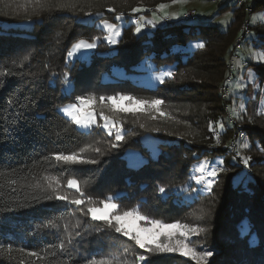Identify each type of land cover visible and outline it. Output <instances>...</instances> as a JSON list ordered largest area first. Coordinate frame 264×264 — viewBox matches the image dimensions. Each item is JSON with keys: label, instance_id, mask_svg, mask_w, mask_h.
<instances>
[{"label": "trees", "instance_id": "1", "mask_svg": "<svg viewBox=\"0 0 264 264\" xmlns=\"http://www.w3.org/2000/svg\"><path fill=\"white\" fill-rule=\"evenodd\" d=\"M166 1L171 0H78L75 9H49L36 7L30 0H0V172L5 173L0 177V244L5 247L11 244L15 257H0V264H88L89 260L99 257L102 248L95 242H88L89 249L83 255L66 247L63 250L55 247L62 241L55 227L70 216L71 209L60 199H43L42 192L31 187L37 182L43 183L45 176L98 179L97 188L110 191L121 210L132 202H147L154 207L148 199L159 194L161 187L165 189L164 195L172 193V187L188 180L189 170L198 159L215 156L221 159L216 178L211 189L202 193L214 194L217 190L219 193L214 209L215 226L207 244L212 256L207 264H264V177L261 174L264 172L261 151L264 129L249 122L245 124V113L241 111L234 119L243 123L239 126L242 133L220 119L228 102L221 98L218 89L227 87L226 56L235 48L231 38L234 40L244 31H237L233 24L235 20L237 24L240 22L236 17L241 11L224 30H217L211 24L177 22L136 33L133 24H127L122 27L116 44L100 50L103 46L98 42L104 41L105 32L96 26L98 20L137 17ZM251 4L248 13L260 7L255 0ZM133 8L140 11L134 12ZM242 17L247 18L246 12L242 11ZM248 27L264 39V26ZM96 37H99L95 40L96 47L88 60L83 61L84 69L89 71L93 65L102 67L98 79L101 85L136 89L142 92L139 99H147L152 93L154 98L164 101L160 109L167 117L164 125L154 117L139 124L116 119L124 136L118 142L115 131L109 135L98 127L90 142L101 149L103 163L101 167L88 164L80 172L74 171L79 172L75 174L69 164L57 163L51 158L53 153H79L88 143L86 131L59 110L70 97L72 87L66 91L56 78L65 82L69 48L82 39L91 43ZM194 40L205 46L178 50V46L186 47ZM257 43L264 44L261 39ZM95 54L97 61L93 59ZM148 58L156 62V67L171 65L173 77L165 76L163 83L151 88L112 71L113 67H121L127 72H138L135 66ZM207 60L214 61L216 68L207 67ZM6 69L10 75L3 74ZM263 69L258 73L261 80ZM210 70L214 76H208ZM205 93L210 102L202 96ZM259 113L264 118V112ZM219 123L223 125L220 131ZM145 134L158 139L155 155L141 143ZM217 136H225L224 143L236 141L238 155L221 141L214 145ZM245 144L248 146L244 147ZM129 149L142 155L141 163H128ZM244 157H251L247 165ZM12 180L17 183L11 184ZM174 201L172 196L168 200L172 205ZM97 231L105 243L118 242L117 233L104 226ZM30 251L39 252L44 259L29 257ZM147 264L192 263L187 258L170 255Z\"/></svg>", "mask_w": 264, "mask_h": 264}, {"label": "rangeland", "instance_id": "2", "mask_svg": "<svg viewBox=\"0 0 264 264\" xmlns=\"http://www.w3.org/2000/svg\"><path fill=\"white\" fill-rule=\"evenodd\" d=\"M252 1L254 0H183V3L178 4H172L171 1H166L160 3L168 6L163 11H161L156 6L151 11H148V13L140 14L137 17L131 16L127 19L120 18L116 21L101 19L95 24L104 30L105 36L109 35V32L104 28L102 21L107 20L110 23L116 24L119 35H114V39L118 41L122 27L127 24H133L134 29H136L138 23L144 24L145 27H143L140 32H148L153 27L166 26L170 23L177 22H183L186 24H211L215 26L217 30H224L232 24V22L235 20L234 17L236 14L241 11L240 16L236 17L240 20V22L237 24L235 20L233 24L235 27H237V31L242 28H244V31L243 33H239L237 36H235L234 40L233 37L231 38L235 48L231 55L228 54L226 56L227 76L225 85L227 87L218 89V92L221 94V98L228 102V106L226 108L227 110L224 111V117H221L220 119H222L223 123L226 125H233L236 131L242 133V128L239 126L243 123H237L235 121L234 118L236 115L233 114L234 112L237 113L238 111H241L245 113V124L249 122L256 127L261 126L264 129V118L259 113L261 111L264 112V79L261 80V78L258 76L259 71L264 68V60L256 58V54L264 53V44L261 45L257 43L260 39L262 42H264V39L258 37L259 34H257L255 31L248 29V25L255 26L257 24H261L264 26V0H255L260 7H256L251 13H248L247 10L252 8ZM242 11H244V14L246 12V19L242 17ZM165 13H168L169 15L167 18L161 19V16H164ZM149 21H152V23L149 24ZM238 37H241L239 38V41ZM104 41L106 43H104ZM104 41L98 42L99 46H103V49L100 50L108 49L111 45L116 44L109 43V41L105 38ZM96 42L97 41H95V43ZM198 44H200V42L198 40H194L189 42L186 47L178 46V50H191L194 49V47H197ZM72 47L69 48V51L72 50ZM92 49L93 48L81 49L76 55L71 57L68 55L69 52L66 53L69 59V69L64 68V70L66 69V73L70 74V79L67 80V83H65L59 77L56 79L58 84H62V86L65 87L66 91L70 90L72 87V91L69 94L70 97L65 100V103L62 106L59 107L60 112L67 118L69 117L61 111V108L73 103L79 104V102L76 100V98L79 96H84L87 98L89 95H94L95 100L92 102L91 106L94 107L96 111V122L88 128L77 125L79 129L86 131L85 136L88 140V143L82 148L87 150L83 153L79 151V153L84 157L85 160H95V165L101 167V163H103L101 160L102 152L97 153L93 151L97 145H94L93 147L90 140L94 138L92 135H95V131L100 129L98 127H101L108 132V129L103 127L105 121L99 115L101 111H103L105 115H113L111 111L112 102L108 101L107 97L123 94L125 96H133L139 99L138 96L141 95L142 92H137L136 89H130L129 87H107L106 85H101L98 79L100 77L101 70H103L102 67L93 65L91 68H89V71L84 69L85 64L83 61L86 62L88 60ZM93 59H96L97 61L98 58L96 54L93 56ZM102 60L103 59L100 60V64L104 63ZM155 63L156 62L153 59L148 58L144 59L135 66V68L139 70L138 72H127L121 67H113L112 71L123 76L124 78H128L129 80L135 82L138 81V83L152 88L161 82L158 77H165L167 76L166 73L171 71V65H159V67H156ZM214 64L215 62H212V60H207L206 62V65L209 68H216V65ZM214 75V72L210 70L208 76ZM238 85L243 86L238 87ZM100 96L105 97L104 102H100ZM202 96L206 101L210 102L208 93H205V95L203 94ZM149 98L154 99L152 93H149L148 98L143 100H151ZM206 101H202V103H206ZM119 105L129 109L136 108L138 110L134 112L129 111L127 113H120L117 120L124 119V121L139 124L145 121H150L152 120L151 118L154 117L158 120L160 125H164L166 120L165 118L167 117L166 112L161 110L162 107H160V110L166 114L164 116H161L159 112H156L149 106L135 105L130 103L128 100L119 101ZM241 105L244 107L241 108ZM116 126L119 127L118 124ZM217 128L218 131L222 129L220 127V123L218 124ZM251 130L252 129L249 128V132H253ZM111 131H116V129L112 128ZM217 137H219V142L221 141L223 143L227 139L225 136ZM228 142H225L224 144L229 145L235 156L238 155L235 150L236 141L233 142L230 140V142ZM141 143L145 145L151 155L156 154L158 144V139L156 137L151 134H145L141 138ZM216 144L217 138L216 141H214V145ZM88 145H91L92 148H87ZM126 159L128 160V163L132 165H138L142 161V155L136 150L129 149L126 152ZM201 163H205V171L203 173L204 180L206 181L208 179H212L214 181L216 176L209 177L208 173L212 171L213 168L218 171L221 163L220 157L215 156L211 158L198 159L189 170L188 180H184L182 184L172 187V193L164 195L162 192H160L159 194L155 195V197L148 199L152 200L153 204L151 205H154V207L147 205V202H132L125 210H121L117 207V209L109 211H115L117 215H120L124 211L137 210L141 215L147 216L152 220H160L164 224H174L175 222L179 221L181 224L198 225L199 227L205 229V231L199 233L198 235H189L185 242L188 243L190 247H195L199 252H211L207 244L211 231L213 232L212 227L214 228L215 226V222H213L216 217L214 209L216 207V203H218L219 193L217 190L214 192V194H212L210 191L207 192L208 194H202L209 189L207 188L206 183H198L195 179V177L201 175V172L199 171V165ZM88 164L92 166L91 163H77L69 165L71 166L72 172H74L87 167ZM79 172L74 173L77 174ZM261 174L264 177V172H261ZM68 178H75L78 180L80 189L84 193V196H80L75 189L67 187ZM68 178L57 179L60 181L61 194H66L69 196V200H62V202L69 206L71 209V214L68 218L62 221L60 226L55 227V230L61 236L62 241L66 242V248L69 250L74 251L76 254L83 255L89 249L88 242H95L96 245L102 248L99 257L95 259L105 257L111 259L113 264H147L155 258L159 259L161 257L170 255H172V257L177 256L180 258H187L192 264H198V261L193 260L191 256H184L181 253H157L155 255L149 254L147 249H140L134 241H132L129 237L123 236L121 233H117V243L115 242L113 245H110L108 242L105 243L103 238L98 235V228H100V226H104L106 230L115 232L114 228L109 227L105 221L101 220H98L101 222L98 225L90 215H85L84 213L87 211V207L89 206L87 203L88 197L92 198L93 204L99 205V207L102 208L103 205L100 204V202L106 200L109 197L112 198L111 194L109 193L110 191H106V189L103 188H97V184L99 182L98 179L84 180V178H78L76 175H71ZM42 182L45 183L44 179ZM219 192L222 193L221 190ZM171 196L173 199H175V201L172 202L173 205H176L174 208L172 207L173 205L168 202ZM74 198L83 199L85 200V203L81 205L72 204L70 201ZM111 202L117 205L113 198ZM81 209H84V211H81ZM103 214L104 213L101 211L97 212V215ZM102 222L105 223L103 224ZM122 224L126 229L133 233L145 227H153L146 221L137 220L134 216L124 217L122 219ZM77 225H79V227H77ZM155 231H157V229L153 228V232ZM160 231L177 233L176 239H179V233L182 232L183 229H160ZM140 234L145 238L151 235L150 233L144 232H141ZM69 237L72 238L71 243H67ZM157 239L160 242H163V237H157ZM91 247L93 248L94 244H91ZM141 254L147 258V261H139L135 259L137 255ZM210 257H208V260Z\"/></svg>", "mask_w": 264, "mask_h": 264}, {"label": "snow or ice", "instance_id": "3", "mask_svg": "<svg viewBox=\"0 0 264 264\" xmlns=\"http://www.w3.org/2000/svg\"><path fill=\"white\" fill-rule=\"evenodd\" d=\"M34 4V6L39 8H72L75 9L78 0H30ZM172 4H178L183 3V0H171ZM166 7H168L165 4L157 5V8H159L161 11H163ZM111 11H115V9H110ZM135 11H140L139 8H133ZM99 14V13H97ZM183 14V13H181ZM120 15H123L121 13ZM169 14L165 13L164 16H161V19L167 18ZM230 15V14H228ZM119 19V16L117 17ZM223 22V21H222ZM104 28L108 30L109 35L105 36L104 38L109 41V43H116L117 41L114 39V35H119V32L117 30V25L108 22L107 20L102 21ZM149 24L152 23V21L148 22ZM145 27L144 24L138 23V26L136 27L135 31L140 32L141 29ZM99 37H96L93 42L89 43L85 40H79L76 42L72 50L69 51L68 55L71 57L73 55H76L79 50L81 49H91L96 47L95 40H98ZM198 47H204L205 45L203 43H200L197 45ZM257 59L264 60V53L256 54ZM25 59H28V57H25ZM5 75H10L11 72L9 70H5ZM168 77H173V73L168 72L166 73ZM65 76V83H67V76L68 73L64 74ZM158 79L163 83L164 77L160 76ZM243 85H238V87H242ZM76 100L79 102V104L73 103L70 105H67L63 108H61V111L67 115L73 123H75L78 126L88 128L93 123L96 122V111L95 108L92 107V102L95 100L94 95H89L87 98L84 96H79L76 98ZM100 102L105 101L104 96L99 97ZM108 101H111V111L113 113L112 116L105 115L103 111L99 113V115L103 118L105 121L103 127L105 129H108L109 135L112 134V128H115V140L121 141L124 139V136L121 134V130L119 127L116 126V119L119 117L120 113H127L129 111H137L138 109L132 108L129 109L127 107H121L119 105V101L128 100L130 103L135 105H146L150 108L154 109L156 112H159L161 116L166 115L165 113L161 112L160 106L164 103L161 99H151V100H143V99H137L133 96H125L123 94H117L115 96H109L107 97ZM241 108L244 106L241 105ZM234 115H238L237 113H233ZM143 127V125H141ZM209 127H212L210 124ZM221 128H223V125H220ZM160 129H155V131H159ZM217 143H219V137H217ZM115 145H113L114 147ZM248 145L245 144L244 147H247ZM87 148H92L91 145H88ZM87 149H81L80 152L83 153ZM93 151L99 153L101 151L100 148H94ZM262 152H264V149H261ZM51 158H54V160L57 163H64V164H77V163H96L95 160H85L80 153H70V154H64V153H53L51 155ZM251 157H244L243 162L245 165L248 164ZM222 170V169H221ZM199 171L201 172L200 176L195 177L198 183H206L207 188L210 190L211 186L213 184L212 179L204 180L203 173L205 171V163H201L199 165ZM217 175V170L215 168L212 169L208 173L209 177H215ZM5 173L0 172V177H4ZM45 183L37 182L34 185H31V187L40 190L42 192V198L46 200H52V199H60V200H69V196L66 194H61L60 191V181L59 179L55 177H47L44 178ZM16 180H12L11 184H16ZM2 187V185H0ZM67 187L71 189H75L77 193H79L80 196H84V193L81 191L79 182L75 178H68L67 179ZM15 190V189H13ZM160 192H164L165 189L161 187L159 189ZM49 192L51 194H49ZM39 199L40 197H36ZM112 198L109 197L104 201H101L100 204L103 205L102 208L99 207V205L93 204L92 198H87V211L84 213L85 215H90L93 220H102L107 223L109 227L114 228L116 233H121L125 237H129L132 241L135 242L136 245L139 246L140 249H147L149 254H157V253H181L184 256H191L193 260L198 261V264H207L208 257L212 255L209 251H203L199 252L196 250L195 247H190L188 243L185 241L188 239L189 235H198L201 232H204L205 229L199 227L198 225H189V224H181L179 221L175 222L174 224H164L160 220H152L147 216L141 215L139 211L137 210H128L124 211L120 215H117L115 211H109V210H115L117 209V205L115 203L111 202ZM72 204L75 205H81L85 203V200L74 198L70 201ZM81 211H84V209H81ZM101 211L104 214L103 215H97V212ZM134 216L137 220L146 221L148 224L152 225V228L145 227L142 228L135 233L130 232L128 229H126L122 224V219L124 217H132ZM115 222V223H113ZM51 221L49 222V225H51ZM48 226V225H46ZM79 227V225H77ZM153 228H156L157 231L153 232ZM183 229L182 232L179 233V239H176L177 233L173 232H165L160 231V229ZM150 233L151 235L147 238L143 237L140 233ZM78 235V233H77ZM157 237H163V242H160ZM71 237L68 238L67 243H71ZM55 247H58L59 249L63 250L66 247V242L61 241L58 245ZM20 252H24V249H19ZM13 248L12 245L9 244L5 247V245L0 244V257L7 256L8 259H15L14 256H12ZM29 257H35L37 259H44L40 255L39 252L36 251H30L27 253ZM55 256V253L52 254ZM136 260L139 261H147V258L144 255H137L135 257ZM88 264H113L111 259L102 257L100 259L93 258L92 260L88 261Z\"/></svg>", "mask_w": 264, "mask_h": 264}, {"label": "built area", "instance_id": "4", "mask_svg": "<svg viewBox=\"0 0 264 264\" xmlns=\"http://www.w3.org/2000/svg\"><path fill=\"white\" fill-rule=\"evenodd\" d=\"M250 9V8H249ZM242 29H244V28H242ZM238 41H239V38H238ZM223 88V87H222Z\"/></svg>", "mask_w": 264, "mask_h": 264}]
</instances>
